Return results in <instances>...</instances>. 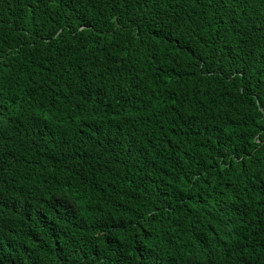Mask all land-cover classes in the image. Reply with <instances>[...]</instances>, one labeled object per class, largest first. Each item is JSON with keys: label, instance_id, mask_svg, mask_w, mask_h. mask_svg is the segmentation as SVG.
<instances>
[{"label": "trees", "instance_id": "trees-1", "mask_svg": "<svg viewBox=\"0 0 264 264\" xmlns=\"http://www.w3.org/2000/svg\"><path fill=\"white\" fill-rule=\"evenodd\" d=\"M0 264H264V0H0Z\"/></svg>", "mask_w": 264, "mask_h": 264}]
</instances>
